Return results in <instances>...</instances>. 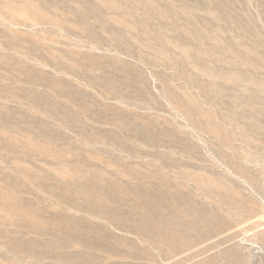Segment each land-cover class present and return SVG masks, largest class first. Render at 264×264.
Listing matches in <instances>:
<instances>
[{
  "label": "rangeland",
  "instance_id": "rangeland-1",
  "mask_svg": "<svg viewBox=\"0 0 264 264\" xmlns=\"http://www.w3.org/2000/svg\"><path fill=\"white\" fill-rule=\"evenodd\" d=\"M0 264H264V0H0Z\"/></svg>",
  "mask_w": 264,
  "mask_h": 264
}]
</instances>
